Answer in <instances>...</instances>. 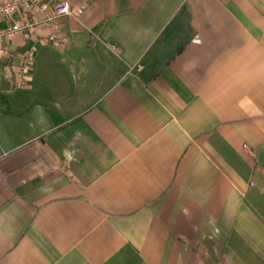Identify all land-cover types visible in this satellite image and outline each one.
<instances>
[{
    "label": "crops",
    "instance_id": "1",
    "mask_svg": "<svg viewBox=\"0 0 264 264\" xmlns=\"http://www.w3.org/2000/svg\"><path fill=\"white\" fill-rule=\"evenodd\" d=\"M71 1L0 61V264H264V0Z\"/></svg>",
    "mask_w": 264,
    "mask_h": 264
},
{
    "label": "built area",
    "instance_id": "2",
    "mask_svg": "<svg viewBox=\"0 0 264 264\" xmlns=\"http://www.w3.org/2000/svg\"><path fill=\"white\" fill-rule=\"evenodd\" d=\"M84 12V5L74 3L71 0H59L53 4L41 0H3L0 1V23L7 22L6 26L0 25V61L8 53L7 41L15 36L31 37L38 24L50 28L48 35L44 37L46 42L59 44L58 19L60 17L79 18ZM31 14V17L28 16ZM36 14H42L37 18ZM37 46L30 44L22 51L19 65L20 77L14 80V84L22 86L26 77L31 73L35 62ZM1 74V72H0ZM7 76L10 73L7 72Z\"/></svg>",
    "mask_w": 264,
    "mask_h": 264
}]
</instances>
